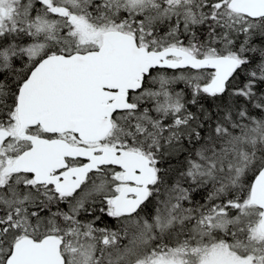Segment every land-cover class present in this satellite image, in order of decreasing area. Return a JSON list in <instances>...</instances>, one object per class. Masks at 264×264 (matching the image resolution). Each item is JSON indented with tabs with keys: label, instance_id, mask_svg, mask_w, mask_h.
Wrapping results in <instances>:
<instances>
[{
	"label": "snow or ice",
	"instance_id": "6c2138e0",
	"mask_svg": "<svg viewBox=\"0 0 264 264\" xmlns=\"http://www.w3.org/2000/svg\"><path fill=\"white\" fill-rule=\"evenodd\" d=\"M0 264H264V0H0Z\"/></svg>",
	"mask_w": 264,
	"mask_h": 264
}]
</instances>
